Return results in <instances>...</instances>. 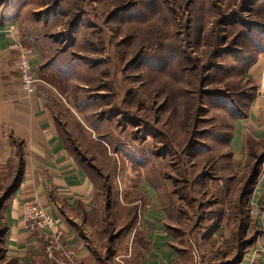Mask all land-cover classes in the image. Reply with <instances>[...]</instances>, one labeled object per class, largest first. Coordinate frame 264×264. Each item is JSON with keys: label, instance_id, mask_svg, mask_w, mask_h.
Masks as SVG:
<instances>
[{"label": "rangeland", "instance_id": "1", "mask_svg": "<svg viewBox=\"0 0 264 264\" xmlns=\"http://www.w3.org/2000/svg\"><path fill=\"white\" fill-rule=\"evenodd\" d=\"M0 3L42 55L36 83L92 183L91 223L112 240L150 194L197 264L264 241V0ZM19 170L0 165V230Z\"/></svg>", "mask_w": 264, "mask_h": 264}, {"label": "crops", "instance_id": "2", "mask_svg": "<svg viewBox=\"0 0 264 264\" xmlns=\"http://www.w3.org/2000/svg\"><path fill=\"white\" fill-rule=\"evenodd\" d=\"M14 15L13 11L0 7V165L16 158L19 167L22 163L23 170L18 187L3 203L2 249L6 262L197 264L196 258L182 246L179 238L175 240L172 237L164 209L154 202L150 194L146 208L134 212L135 224L126 225V231L112 240L108 238L107 231L91 223L94 217L92 183L69 154L46 107L43 93L49 94V86L36 83L31 94L19 88L17 72L12 66L16 52L11 47L14 37L10 29L13 28L19 37L21 31ZM24 46L31 54L32 66L37 68L42 55L33 47ZM14 177H10L7 187ZM32 198L40 202L61 232V249L54 253L55 258H49L46 253L47 240L28 230L22 222V202ZM67 252H70L69 256ZM236 264H264V241L247 247Z\"/></svg>", "mask_w": 264, "mask_h": 264}, {"label": "built area", "instance_id": "3", "mask_svg": "<svg viewBox=\"0 0 264 264\" xmlns=\"http://www.w3.org/2000/svg\"><path fill=\"white\" fill-rule=\"evenodd\" d=\"M10 32L12 37H14L11 47L16 52L12 66L17 72L20 88L28 94L34 93L37 78L31 64V54L25 48L20 37L15 35L16 32H14L13 28L10 29ZM262 88L264 89V77ZM21 209L24 226L32 232H37V236L47 240L46 253L49 258H55L54 253L61 249V232L56 229V224L52 217L46 213L36 198L23 201ZM66 255L69 256L70 252H67ZM64 264L73 263L67 261Z\"/></svg>", "mask_w": 264, "mask_h": 264}, {"label": "trees", "instance_id": "4", "mask_svg": "<svg viewBox=\"0 0 264 264\" xmlns=\"http://www.w3.org/2000/svg\"><path fill=\"white\" fill-rule=\"evenodd\" d=\"M20 174H21V172L19 170V172L16 175V178L7 187V189L5 190L4 194L2 195L1 202L4 201L10 194H12L15 191V189L18 187V183H19V179H20ZM254 175L256 177L257 173H255ZM252 180H254V179H252ZM246 188H248V187H246ZM244 194H246L245 191L243 192V195ZM242 225H243V228H244L245 224H242ZM2 234L4 235V227L0 230V237H1ZM252 242H254V239H248V240H246L244 242V244L241 246V250L237 254L236 258L234 260H232L231 262H229V263L230 264H236V263H238L239 260L241 259L242 255H243L244 251L246 250V247H248L249 245H251Z\"/></svg>", "mask_w": 264, "mask_h": 264}]
</instances>
